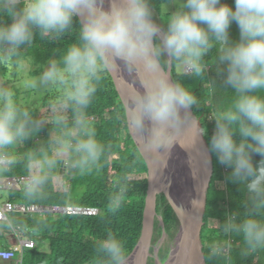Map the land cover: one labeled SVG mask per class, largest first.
Here are the masks:
<instances>
[{
	"label": "clouds",
	"instance_id": "9594fccd",
	"mask_svg": "<svg viewBox=\"0 0 264 264\" xmlns=\"http://www.w3.org/2000/svg\"><path fill=\"white\" fill-rule=\"evenodd\" d=\"M166 8V19L158 23L152 0H0V55L19 56L37 35L54 39L76 30L75 40L48 61L31 86L60 91L52 121L56 132L48 141L56 153L45 155L44 163L51 169L55 155H70L75 174L88 176L102 167L106 151L89 110L107 74H119L126 85L125 119L141 153L163 155L178 142L198 104L189 88L173 78L171 64L186 77H203L205 57L215 50L216 75L234 99L213 111L214 128L203 156L205 164L215 157L230 170L226 180L239 186L243 199L225 213L204 257L232 264L234 240L240 241L243 258L264 251V0H234V7L222 0H167ZM233 22L239 30L235 40L229 33ZM38 130L39 122L18 104L15 90L0 86V166L15 165L5 150ZM25 159L33 162L34 155L26 153ZM47 182L46 175L30 176L25 199L43 198ZM128 192L124 176L114 179L106 198L111 214L122 209ZM61 196L70 198L67 191ZM149 246L146 241L141 249L145 259ZM88 264H127L126 241L106 229L94 241Z\"/></svg>",
	"mask_w": 264,
	"mask_h": 264
},
{
	"label": "trees",
	"instance_id": "16d2710c",
	"mask_svg": "<svg viewBox=\"0 0 264 264\" xmlns=\"http://www.w3.org/2000/svg\"><path fill=\"white\" fill-rule=\"evenodd\" d=\"M222 2L234 7V0H222ZM152 3L156 8L157 22L162 23L167 15L165 10L167 0H152ZM3 20L10 23V19L6 16ZM229 33L231 39H238L239 30L235 22L232 23ZM76 35L75 29L54 39L37 35L33 44L23 49L19 56L0 55L2 77L9 78L7 82H13L10 63L17 65L22 59L28 58H31L36 67L38 66L36 73L39 74L49 60L58 58L63 49L75 40ZM215 56L214 50L205 57L208 67L203 77H186L176 70L175 62L173 66L174 79L189 88L198 100L193 110L203 124L207 141L214 128V122L211 120L213 111L229 106L234 99V94L231 90L221 86L222 81L216 75ZM59 98V89L53 88L47 91L42 104L34 107L28 103L23 104L20 94H16L18 104L27 108L33 120L39 122V130L33 131L28 138L5 150L17 163L11 167L0 166V179L30 177L33 174L48 177V182L42 189L43 198L35 202L26 200L24 197L25 184L21 189L9 190L8 200L13 203L26 206L92 208L100 211L62 214L39 211L10 212L9 222L0 221V242L1 240L7 242L0 245V250L12 247L8 234L13 228H21L30 231V235L37 241L35 248L26 249L23 264H88L94 241L102 237L106 229L111 228L126 241L128 257L137 246L143 232L144 211L149 188V156L141 153L136 139L128 129L124 100L113 76L109 73L89 110V117L97 131V139L106 148L102 167L88 176H78L74 169L72 173L61 175L60 170L64 160L68 166L72 167L71 156L61 154L55 155V167L48 168L44 163V157L45 155L51 157L56 153L55 147L49 146L48 141L50 136L56 132L52 121L55 119L54 109L59 103ZM64 114L70 116V112ZM26 153L34 155L33 162L25 159ZM253 159L259 161L260 157L254 155ZM229 171L219 165L214 157V175L208 194L205 224L202 231L204 252H206L209 241L219 236V226L225 218V213L240 207L243 199L239 186L226 180ZM158 173L157 210L164 219L168 235L175 238L183 212L179 175L169 160H165L160 165ZM132 175L136 177L132 178ZM120 176L126 178L129 192L122 209L113 215L107 209L106 198L113 188L114 179ZM64 191L70 194V198H62L61 194ZM167 196L172 198L176 207L169 204ZM240 210H243L242 207ZM214 222L217 224L214 225ZM44 223L47 224L46 228ZM9 224L12 227H9ZM34 231L38 234L32 233ZM162 234L163 227L157 219L153 242L156 243ZM44 242L50 243V251L42 250L41 246ZM239 245V240L233 241L232 264H264V251H257L243 258L239 255ZM159 255L162 259L164 258L163 249H160ZM204 264H226V262L206 259Z\"/></svg>",
	"mask_w": 264,
	"mask_h": 264
},
{
	"label": "water",
	"instance_id": "95a60500",
	"mask_svg": "<svg viewBox=\"0 0 264 264\" xmlns=\"http://www.w3.org/2000/svg\"><path fill=\"white\" fill-rule=\"evenodd\" d=\"M174 62L171 64L170 72L173 76ZM112 75V74H111ZM121 96L124 100V89L126 85L123 79L119 78V74L112 75ZM174 78V76H173ZM207 139L204 134V128L201 120L196 116L193 108L187 117L185 126L179 134L178 142L172 147L171 151L163 155L153 153L149 156V188L146 198V207L144 211V227L142 236L127 257L130 259L134 254L141 250L145 242L149 243L147 258L143 256L142 264H148V259L152 256L151 249L153 247V238L155 234L156 220L160 221L163 227L165 238L168 236L165 230L164 219L157 210L158 199V170L160 165L169 160L175 167L179 175L181 198L183 201V212L178 233L175 237V245L171 248L169 256L166 260H162L159 256L160 247L156 250L155 259L157 264H204V243L202 239V231L205 224V214L208 205V194L214 175V157L210 162L205 164L203 152L207 147ZM66 161L62 162L61 175L66 169ZM16 179V177L6 178ZM6 181V180H5ZM199 200L198 204H194V200ZM57 214L65 212L75 213H97L99 209L90 208H63L57 206H44Z\"/></svg>",
	"mask_w": 264,
	"mask_h": 264
},
{
	"label": "rangeland",
	"instance_id": "374dc122",
	"mask_svg": "<svg viewBox=\"0 0 264 264\" xmlns=\"http://www.w3.org/2000/svg\"><path fill=\"white\" fill-rule=\"evenodd\" d=\"M165 10L167 11L166 5ZM10 67L12 68L11 78L13 79V82H7L9 78L2 77V74L0 73V86L13 88L16 94H20V100L23 104L28 103L30 105H33L34 107H39L43 102L45 94L48 90L51 89H41L31 86L34 79L39 75L36 73L38 70V66L36 67L31 58H28L22 59L17 65L10 63ZM176 70L178 72H182L178 65L176 66ZM72 172L73 168L70 165L68 166L67 164L64 173L66 174ZM135 177L136 175H132V178ZM9 190L10 189L0 188V199L2 202L8 200ZM213 224L215 225L217 224V222H214ZM27 236H29V234H27ZM160 236L158 237V241L154 243V245L164 250L165 255L162 260H166V258L169 256L171 248L175 245V238H171L168 235L166 238H164L163 243H160ZM2 243L3 241L1 240L0 245H2ZM41 248L44 251H50V243H42ZM152 264H156L154 260L152 261Z\"/></svg>",
	"mask_w": 264,
	"mask_h": 264
},
{
	"label": "built area",
	"instance_id": "2783aa9c",
	"mask_svg": "<svg viewBox=\"0 0 264 264\" xmlns=\"http://www.w3.org/2000/svg\"><path fill=\"white\" fill-rule=\"evenodd\" d=\"M29 177H20V178H10V179H0V188H20L21 184L28 183ZM6 180V181H5ZM19 211L23 213L28 212H41L49 213L48 208L44 206H26L24 204H17L11 201L2 202L0 199V221L9 222L8 214L10 212ZM57 214V213H56ZM33 231V230H32ZM12 232L17 237V243L14 244L11 248L1 249L0 250V259L3 262H13L14 264H23L24 253L26 249L35 248L37 241L31 232L21 228H13ZM32 233L38 234L37 231ZM29 234V236H27Z\"/></svg>",
	"mask_w": 264,
	"mask_h": 264
},
{
	"label": "crops",
	"instance_id": "0c3cea01",
	"mask_svg": "<svg viewBox=\"0 0 264 264\" xmlns=\"http://www.w3.org/2000/svg\"><path fill=\"white\" fill-rule=\"evenodd\" d=\"M10 156L12 157V155H10ZM2 179H6V178H2ZM25 184H27V183L21 184L20 188H5V189H21L23 187V185H25ZM6 201H9V200H6ZM18 204H20V203H18ZM8 239L10 241L11 246H13L14 244L17 243V237L14 235L13 232H11V233L8 234ZM3 243H7V242L6 241L5 242L3 241ZM0 264H14V263L13 262H3L0 259Z\"/></svg>",
	"mask_w": 264,
	"mask_h": 264
},
{
	"label": "bare ground",
	"instance_id": "6f19581e",
	"mask_svg": "<svg viewBox=\"0 0 264 264\" xmlns=\"http://www.w3.org/2000/svg\"><path fill=\"white\" fill-rule=\"evenodd\" d=\"M143 253L139 250L136 254H134L130 259L127 260V264H142Z\"/></svg>",
	"mask_w": 264,
	"mask_h": 264
},
{
	"label": "flooded vegetation",
	"instance_id": "af4514ba",
	"mask_svg": "<svg viewBox=\"0 0 264 264\" xmlns=\"http://www.w3.org/2000/svg\"><path fill=\"white\" fill-rule=\"evenodd\" d=\"M158 246H155L154 245V242H153V247L151 249V253H152V256L149 257L148 259V264H152V261L154 260L155 263L157 264V261L155 259V254H156V250H157ZM160 256V255H159ZM161 258V257H160ZM162 259V258H161Z\"/></svg>",
	"mask_w": 264,
	"mask_h": 264
}]
</instances>
